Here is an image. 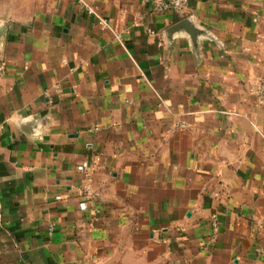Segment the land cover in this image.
<instances>
[{
  "label": "crops",
  "instance_id": "1",
  "mask_svg": "<svg viewBox=\"0 0 264 264\" xmlns=\"http://www.w3.org/2000/svg\"><path fill=\"white\" fill-rule=\"evenodd\" d=\"M156 1L0 0V264H264V0Z\"/></svg>",
  "mask_w": 264,
  "mask_h": 264
},
{
  "label": "built area",
  "instance_id": "2",
  "mask_svg": "<svg viewBox=\"0 0 264 264\" xmlns=\"http://www.w3.org/2000/svg\"><path fill=\"white\" fill-rule=\"evenodd\" d=\"M190 0H158L156 1L154 8L158 12L165 11H176L183 12L189 6ZM105 26L109 27L108 23H103ZM150 35H156V32L152 29L148 30ZM120 39V37L118 36ZM6 72L5 64L0 61V76L4 75ZM261 103H264V82L260 85ZM82 169V168H81ZM82 201L80 206L82 209H88L89 204L97 199L98 193L92 188L90 184H85L81 188ZM100 213V211H97Z\"/></svg>",
  "mask_w": 264,
  "mask_h": 264
},
{
  "label": "water",
  "instance_id": "3",
  "mask_svg": "<svg viewBox=\"0 0 264 264\" xmlns=\"http://www.w3.org/2000/svg\"><path fill=\"white\" fill-rule=\"evenodd\" d=\"M181 29H184L192 37H194L198 33L197 29L195 28V25L189 19H186L180 22L179 24L175 25L174 27H172L171 33L177 32Z\"/></svg>",
  "mask_w": 264,
  "mask_h": 264
}]
</instances>
